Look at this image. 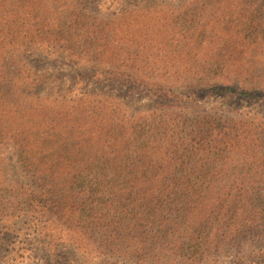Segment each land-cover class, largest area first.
<instances>
[{"label": "trees", "instance_id": "16d2710c", "mask_svg": "<svg viewBox=\"0 0 264 264\" xmlns=\"http://www.w3.org/2000/svg\"><path fill=\"white\" fill-rule=\"evenodd\" d=\"M90 1L17 0L9 11L12 22L0 25V139L8 136L31 187L37 188L29 194L28 216L39 225L61 214L78 225L82 221L94 224L91 219H97L107 227L101 221L116 213L117 206L111 204L103 211L87 207L88 200L97 198L93 191L102 189L110 191L115 201L132 204L124 211L127 219H135L141 213L137 207L147 205L157 208L147 212L155 216L152 222L181 215L220 216L227 208L225 215L248 212L243 206L234 208L243 199H264L261 188L226 186L222 181L237 158L240 164L249 162L264 178V121L199 111L196 97L203 78H208L213 83H206V89L229 105L228 112L235 111V97H251L256 92V60L236 57L200 63L197 77L184 79L185 89L194 87L189 96L172 87L179 77L170 75L159 82L157 75L140 78L123 71L118 51L91 40L99 39L103 30L89 23ZM82 46L91 56L87 58L93 65L91 79L104 78L132 98L141 90L152 92L156 104L152 121L137 120L123 109L118 95L104 91L80 89L77 93L64 88L41 94L40 87L48 80L28 66L29 56L40 48L56 47L71 56ZM259 66L264 64L259 62ZM192 107L193 116H188ZM7 110L14 122L4 120L2 112ZM249 181L255 183L253 178ZM13 183L29 187L21 180ZM59 187L74 191L80 202L57 205L59 199L53 194Z\"/></svg>", "mask_w": 264, "mask_h": 264}, {"label": "rangeland", "instance_id": "374dc122", "mask_svg": "<svg viewBox=\"0 0 264 264\" xmlns=\"http://www.w3.org/2000/svg\"><path fill=\"white\" fill-rule=\"evenodd\" d=\"M17 3L0 0V25L12 22L9 11ZM262 4L264 0H91L87 12L91 15L89 23L103 30L99 39L91 40L108 43L118 51L123 71L140 78L157 75L159 82L170 75L179 77L172 87L189 96L193 95L190 89L194 87L185 89L184 79L197 77L200 63L236 57L256 60L259 70L256 92L251 97H235V111L228 112L229 105H223L219 97L206 89L209 87L206 83L213 82L205 77L196 97L200 107L196 109L218 116L264 121V75L260 73L264 66L258 68L259 62L264 64ZM4 11L7 14L2 18ZM40 49L29 56L28 66L37 76L43 75L48 80L40 87L41 94L64 88L77 93L80 89L104 91L118 95L123 109L137 120L152 121L151 114L156 109L152 92L141 90L132 98L104 78L91 79L93 65L87 61L91 56L86 55L84 46L71 56L64 49L59 51L60 47ZM205 66H201L203 72L207 71ZM166 108L168 113L170 108ZM193 110L194 107L188 110V116H193ZM9 111L2 112L4 120L14 122ZM9 143L8 136L0 139V264H264L263 198L249 201L250 204L243 199L236 204L234 209L243 206L248 211L245 214L225 215L227 208L220 216L181 215V218L159 217L161 221L152 222L155 216L147 212L157 208L139 206L136 209L141 212L139 216L127 219L124 211L132 204L124 199L115 201L110 191L102 189L93 191L97 198L88 200L87 207L103 211L111 204L116 205L117 212L101 221L109 226L100 225L97 219H91L94 224L82 221L78 225L70 216L61 214L42 220L39 225L34 217L28 216L32 204L29 194L37 188L31 187ZM240 162L237 158L234 166L227 167L229 175L222 184L260 187L264 195V178L257 174L258 169L249 162ZM259 171H263L262 167ZM15 180L24 181L29 187L19 188L14 185ZM75 195L74 191L69 193L59 187L54 189L53 197L59 199L57 205H70L80 202ZM147 201L142 200L141 205ZM158 204L155 203L156 207ZM117 218L119 222L115 221Z\"/></svg>", "mask_w": 264, "mask_h": 264}]
</instances>
